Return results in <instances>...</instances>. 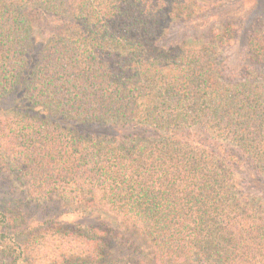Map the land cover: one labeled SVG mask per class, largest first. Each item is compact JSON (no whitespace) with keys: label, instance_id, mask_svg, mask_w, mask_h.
<instances>
[{"label":"trees","instance_id":"trees-1","mask_svg":"<svg viewBox=\"0 0 264 264\" xmlns=\"http://www.w3.org/2000/svg\"><path fill=\"white\" fill-rule=\"evenodd\" d=\"M203 2L0 0L7 264H264V32L239 73L219 32L173 42Z\"/></svg>","mask_w":264,"mask_h":264},{"label":"rangeland","instance_id":"rangeland-1","mask_svg":"<svg viewBox=\"0 0 264 264\" xmlns=\"http://www.w3.org/2000/svg\"><path fill=\"white\" fill-rule=\"evenodd\" d=\"M203 3L205 8L200 14L184 20H174L173 31L176 36L173 37V42L176 39L185 38L183 34L191 38L198 36L206 39L212 33L219 32L224 36L222 46H229L228 54L233 71L239 73L248 55L250 35L255 30L261 29L260 31L264 32V0H204ZM15 103L14 97L2 101L0 110L10 108ZM244 171H246L245 168ZM5 174V171L0 170V180ZM0 199L3 204H12L15 200L24 203L25 194L21 189H15L14 184L5 178L0 181ZM63 208L60 203L52 202L47 210L52 216H57L61 214ZM47 210L33 205L26 210V214L45 220ZM60 220L65 227L71 228L74 227L75 221L81 219L78 215L69 213L61 215ZM0 264H7L2 256H0Z\"/></svg>","mask_w":264,"mask_h":264}]
</instances>
